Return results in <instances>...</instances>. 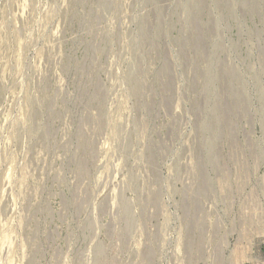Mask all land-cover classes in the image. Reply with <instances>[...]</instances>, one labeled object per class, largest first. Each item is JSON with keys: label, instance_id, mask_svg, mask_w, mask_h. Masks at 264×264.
Returning <instances> with one entry per match:
<instances>
[{"label": "rangeland", "instance_id": "obj_1", "mask_svg": "<svg viewBox=\"0 0 264 264\" xmlns=\"http://www.w3.org/2000/svg\"><path fill=\"white\" fill-rule=\"evenodd\" d=\"M263 262L264 0H0V264Z\"/></svg>", "mask_w": 264, "mask_h": 264}, {"label": "bare ground", "instance_id": "obj_2", "mask_svg": "<svg viewBox=\"0 0 264 264\" xmlns=\"http://www.w3.org/2000/svg\"><path fill=\"white\" fill-rule=\"evenodd\" d=\"M198 8V7H197ZM192 22V21H191Z\"/></svg>", "mask_w": 264, "mask_h": 264}, {"label": "built area", "instance_id": "obj_3", "mask_svg": "<svg viewBox=\"0 0 264 264\" xmlns=\"http://www.w3.org/2000/svg\"><path fill=\"white\" fill-rule=\"evenodd\" d=\"M263 264H264V262H263Z\"/></svg>", "mask_w": 264, "mask_h": 264}]
</instances>
